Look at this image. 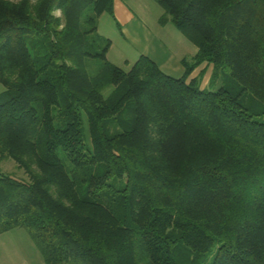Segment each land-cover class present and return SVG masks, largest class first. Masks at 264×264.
<instances>
[{
    "label": "trees",
    "instance_id": "1",
    "mask_svg": "<svg viewBox=\"0 0 264 264\" xmlns=\"http://www.w3.org/2000/svg\"><path fill=\"white\" fill-rule=\"evenodd\" d=\"M114 1L0 0V164L27 177L0 169V235L45 264H264V0H153L197 47L179 78L107 61Z\"/></svg>",
    "mask_w": 264,
    "mask_h": 264
},
{
    "label": "rangeland",
    "instance_id": "2",
    "mask_svg": "<svg viewBox=\"0 0 264 264\" xmlns=\"http://www.w3.org/2000/svg\"><path fill=\"white\" fill-rule=\"evenodd\" d=\"M18 2L20 0H9ZM127 9L137 16L139 28H127L125 35L122 32L123 24L117 21L116 16L103 14L98 19V33L110 40L111 46L106 59L111 64L128 71L132 64L140 57L141 53L151 56L162 66V71L172 77L182 76V69L172 63L166 66L164 55L167 52L180 62L181 59H191L197 47L182 32L170 22L160 23L164 14L163 9L153 0H128ZM114 13V11H113ZM59 16L60 12L54 13ZM179 64V63H178ZM177 64V65H178ZM205 66V67H204ZM212 66L203 65L193 73L202 72L201 87L206 88L211 80ZM192 76V75H191ZM219 86V81L216 87ZM215 87V88H216ZM3 90L0 85V92ZM82 130L85 143H89V135L85 116L82 120ZM3 173L19 180H27L24 172L11 160H4L0 164ZM0 264H45L37 247L24 229H14L0 235Z\"/></svg>",
    "mask_w": 264,
    "mask_h": 264
},
{
    "label": "crops",
    "instance_id": "3",
    "mask_svg": "<svg viewBox=\"0 0 264 264\" xmlns=\"http://www.w3.org/2000/svg\"><path fill=\"white\" fill-rule=\"evenodd\" d=\"M113 11H114V15L116 16L117 21H119V22H121L123 24V26H121V29H122V32H123L124 35H125L126 31H127V28H130L131 26L139 28L138 25H140V24L138 23L137 16L135 14H133V12L130 9H127V2H124L122 0H115L114 1ZM194 53L196 54L197 50L194 51ZM161 54L164 55L163 56L165 58V62L164 63L166 64V66H171L172 63H173L174 65H176L179 68H181L182 72L184 71V68H183V66L181 64V61L184 58L181 59L180 62H178L179 63L178 64L176 62V60L171 56V54L169 52H167V50H165V48L162 49ZM141 55H146V54H142L141 53ZM147 57L151 58L154 62H156L151 56H147ZM157 65L161 68V70L163 69L162 66L159 63H157ZM196 76L197 75L193 73L191 78H194Z\"/></svg>",
    "mask_w": 264,
    "mask_h": 264
}]
</instances>
